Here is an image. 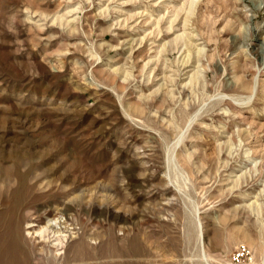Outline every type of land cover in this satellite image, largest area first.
<instances>
[{
    "label": "rangeland",
    "instance_id": "374dc122",
    "mask_svg": "<svg viewBox=\"0 0 264 264\" xmlns=\"http://www.w3.org/2000/svg\"><path fill=\"white\" fill-rule=\"evenodd\" d=\"M19 187L29 264V209L81 191L85 245L143 247L91 264H205L194 212L209 264H263L264 0H0V212Z\"/></svg>",
    "mask_w": 264,
    "mask_h": 264
},
{
    "label": "bare ground",
    "instance_id": "6f19581e",
    "mask_svg": "<svg viewBox=\"0 0 264 264\" xmlns=\"http://www.w3.org/2000/svg\"><path fill=\"white\" fill-rule=\"evenodd\" d=\"M123 174L125 175V172ZM122 188L124 191H126L124 187ZM119 193L120 190L114 185H108L107 187L100 188L96 192V194L102 196V198H104L105 200H107V202L110 203H114L119 198ZM25 194H27V192L23 188L19 187L18 189H16L12 194H10L7 205L4 208H2L1 210L2 212H0V263L1 264H29V260H28L29 254L26 250L27 242L25 236L21 232L22 225L24 221H26L25 220L26 216L23 215L22 213L24 210L28 208V205H30L28 199L25 200ZM94 195L95 193L86 194V191H81L80 194L76 196L77 198L74 197L69 198L65 203H63L62 207L56 205L55 206L48 205L41 209H33V210H31V208L29 209L30 217L28 218L30 220H33L35 223L40 224L37 226V229L33 231L32 236L34 235V238L36 237L43 242L40 251L45 253L48 263L50 264L58 263L56 259L60 254V253L58 254V251L60 250L59 246H62L67 238L68 239L71 238L72 240L75 241L71 246L72 254L70 253L71 257H66L62 255L63 261L62 260L59 261V264H91L89 261L98 256L100 258H109L112 257L115 253L123 254L124 252H126L135 255V254H139L142 251L141 248L143 247L141 246L140 248L139 241L137 240L136 237L132 238L131 240H128V242H126V239H122V242H126V246H125L126 248H120L119 246H117L116 239L110 237V239L104 246L103 250L100 251L99 253H94L93 249L89 248L88 245H85L81 241L82 236L76 231L75 228L76 225H78V219H79L78 212H80L81 215H83L82 211L79 208L83 206L86 207L87 203L84 202V200L87 198L86 201L90 202V200H92V197ZM198 214L197 212H194L192 216L193 219L189 220L188 223L189 230L195 232L194 233L196 237L195 239H197V242H199V246H200V248L199 247L198 248L200 249L201 252V259L205 262V264H209V258L205 254L206 248H205L204 230L200 222V218L198 217ZM77 234L79 235L76 237ZM91 236L92 234L88 235L89 240H92ZM50 239H55L57 241V244L52 245V247L45 246V244L50 243L49 242ZM246 241L248 242V244H250V246L254 244L252 240H246ZM170 244L173 246L174 244L173 239L170 241ZM189 245L191 246V244ZM195 245H197V243ZM194 256L195 255H193V257ZM249 264H255V263L251 259Z\"/></svg>",
    "mask_w": 264,
    "mask_h": 264
},
{
    "label": "built area",
    "instance_id": "2783aa9c",
    "mask_svg": "<svg viewBox=\"0 0 264 264\" xmlns=\"http://www.w3.org/2000/svg\"><path fill=\"white\" fill-rule=\"evenodd\" d=\"M246 254H247V251H246L245 248L239 249V250L235 253V255L233 256V259H234V260H241V259H243V258L246 256Z\"/></svg>",
    "mask_w": 264,
    "mask_h": 264
}]
</instances>
